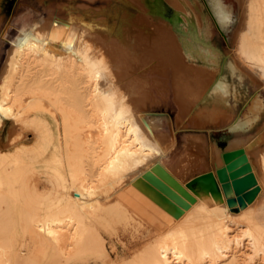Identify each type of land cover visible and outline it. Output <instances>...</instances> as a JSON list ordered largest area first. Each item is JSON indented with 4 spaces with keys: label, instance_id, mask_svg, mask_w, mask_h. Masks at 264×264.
<instances>
[{
    "label": "bare ground",
    "instance_id": "1",
    "mask_svg": "<svg viewBox=\"0 0 264 264\" xmlns=\"http://www.w3.org/2000/svg\"><path fill=\"white\" fill-rule=\"evenodd\" d=\"M96 1L77 0L73 7L63 6L68 14L62 21H57L64 24L62 26L56 25L55 21H38L23 31L11 46L1 71L0 132L8 121L15 124L21 116L36 114L45 119L54 132L51 162L66 172L71 190L69 201L59 212L47 216L27 212L16 197L17 181L26 167L3 152L0 164V264H64L80 250L104 253L105 243L95 225L101 223L105 215L119 214V210L125 208L121 202L113 206L114 210H108L110 206L104 207L98 202L92 203L90 198L102 186L95 182L103 183V186L108 183L106 185L113 192L115 185L123 182L128 185L124 195L135 192L130 196L127 194V205H134L145 213L156 207L152 199L133 186L167 153L168 142L153 133L161 131V124L154 120L144 123L140 117V93L150 96L152 89L158 88L166 97L168 92L167 81L150 77L166 79L171 72L174 99L180 103L183 95L195 104L197 100L200 116L208 115L218 123L224 119V112L230 110L224 106L232 92V86L226 81L228 77L219 81L216 70L191 63L186 49L178 41L180 37L186 39L192 54L216 62L217 57L207 42L213 36V29L201 3L117 0L134 6L142 15L136 18L124 14L118 27L117 21L113 20L118 13L114 14L108 7L93 8L91 4ZM208 1V11L216 24L228 26L233 19V7L223 0ZM156 3L158 7L153 8ZM241 6L242 17L233 41L234 61L229 68V77L247 78L264 87V0H243ZM143 15L156 18L157 31L147 33L146 29L151 32L152 28H147L149 24L142 20ZM180 20L186 29L174 28V22ZM97 23H101L102 28L96 27ZM162 28L166 33H156ZM190 77L194 79L193 87L198 88L196 95L185 92L188 86L191 87L187 85ZM208 96V101L202 105ZM258 103L262 107L259 100L250 105L236 124V131L244 130L258 120L261 110V107L257 108ZM186 112L192 116V124L202 129L201 122L190 115L188 109ZM177 117L176 125L182 127L181 119ZM188 139L190 159L195 161L190 168L194 169L202 163L205 137L199 134ZM237 144L241 147L236 148ZM262 146L264 133L256 139L251 136L246 141L233 143L225 151L215 148L213 158L224 201L217 203L212 197L205 200L196 197V202L176 219L174 224L179 222L174 228L154 239L153 243L140 249L142 252L131 262L125 263L244 264L248 259L247 251H251L262 259L263 262L258 264H264V229L256 223L251 207L264 189V149L254 152ZM254 155L258 162L252 160ZM105 186L99 191L109 193ZM235 204L242 207L239 220L232 213ZM124 212L120 214L121 220L127 222L129 212ZM232 224L246 225L244 235L249 243L243 247L246 248L244 252L241 247H236L242 242L235 235ZM23 237L30 239L31 249L24 256L17 250Z\"/></svg>",
    "mask_w": 264,
    "mask_h": 264
},
{
    "label": "rangeland",
    "instance_id": "2",
    "mask_svg": "<svg viewBox=\"0 0 264 264\" xmlns=\"http://www.w3.org/2000/svg\"><path fill=\"white\" fill-rule=\"evenodd\" d=\"M76 1L77 0H71V1L70 0H0V76H1V71L7 60L8 52L11 46L13 45V43L15 42V40L17 39V37L19 36V34L27 30L28 28L34 26L38 21L41 22L62 21L63 19H65V17L68 14V10H65L62 7L65 5L67 6L66 8L73 7L75 6ZM191 1L195 3H201L205 14L209 17L210 20L209 22L213 29V36L207 42L208 45L213 49L211 50L214 53V55L217 57L216 62L212 61L211 59L209 61V58L207 59L206 56H200L197 55L196 53L192 54L193 51L189 49V46L186 43V39L183 40V38L180 37L178 38V41L179 44L180 43L182 44V47L184 46L183 49H186L187 52L186 51L185 52L190 57L191 63H193L196 66L203 67L209 70L210 69L216 70L217 71L216 78H218L219 81L224 80L225 78L228 77L226 81L232 86V92L230 91V96L227 97L226 102L228 103L227 104L225 103L226 105H224L226 110L230 109L229 111L224 112L223 114L224 119L227 120V122L226 121L223 122L224 119L223 120L221 119L217 123V121H215L208 115H205L204 117L200 116V114L197 111V107L199 105L197 100H195L196 102L195 104L194 101H192L191 99L189 100V98H186L185 96L182 95L180 98V103L179 102L177 103V101L173 97V94L171 93L172 81H173V75L171 72H169V75L167 76L166 79L160 78L159 76H155V77L152 76L153 78L150 77L153 80L161 79L160 81H164V82L167 81L166 83L169 85V88L167 89L168 92L165 94L166 97H163L164 95L160 93L161 89L158 88H153L149 94L150 96H144L143 93L142 94L140 93L141 96L140 117L142 121L144 123H147L149 120H154L159 122V124H161V131L160 132L153 131V133H155V135L158 136L159 138L161 136L160 139L162 140L164 139L166 143L168 142L167 146L170 142L169 130L167 129L168 127L167 122L165 121L163 122L160 119L153 118V116L149 114H167L172 121L175 142L172 147L167 148V153L159 164H161L164 167V169L168 172L170 176L173 175L170 173L176 174L175 175L176 177L173 175L174 179L179 181L184 187L188 181L201 174L207 172H215L217 174L216 170L218 169L214 163V158H213L214 146H217L221 150L225 151L226 147L229 146L228 144L232 139L249 138L251 136L254 137V139H256L259 138L264 133V131H261L264 128L263 85L251 81L247 78L240 80L237 78H233L234 76L229 77L230 75L229 68L234 61V57L232 56L234 51L233 41L242 17L241 3L243 0H223L224 3L229 4L233 7L234 15L231 23H229L228 26L227 25L223 26V24H219V22H217L219 24V27L216 24V22L212 19L204 0H191ZM208 4L210 5L209 1ZM91 5L95 9L108 7L114 14L118 13V15H121L120 17L117 15V17L115 16L113 18L115 23L117 21L116 26L118 27L121 25L120 20L121 17L124 16V14H130L136 18L142 16L140 15L141 13H138L140 12V10H137L136 8H134V6L127 5L117 0H106V1L98 0ZM112 7L115 8L113 9ZM156 7H158V3L154 4L153 8ZM86 17L87 16L84 15V19ZM143 18L144 19L142 20H146L147 23L149 24L147 28L149 29L152 28L151 32H149L150 30L146 29L147 33H154L155 31H157L156 28L158 26L156 25H158V23H156L155 21L156 18L154 20V17H145L144 15ZM173 26L175 29H181V28L186 29L184 23L181 20L178 23L174 22ZM96 27L102 28V24L97 23ZM153 27L155 28V30ZM163 30L164 29L162 28L161 31L162 33L161 32L159 33V31L156 33L163 35L164 33H166L165 31L163 32ZM187 85H191V87L188 86L185 92L186 91H189L190 93L193 92V95H196L198 92V88L193 87L194 85L193 77H190V80L187 82ZM209 97L210 96H208L206 100L202 102V105L208 101ZM256 100L262 102V107L260 106V103H258L257 106V108L261 107V110L259 111L258 120L252 126L246 127L244 128V130L236 131L235 130L236 124L239 123V121L245 115L249 106L252 105ZM186 109H188L191 112L190 115L193 114L195 116L194 118L198 119L197 120L198 122H201L200 127H202V129L196 128L192 124L190 120L192 116L189 117V114H186L187 113ZM177 116H179V118L181 119L180 121L183 125L182 127L180 126L177 127L176 125V119L178 120ZM22 119L28 120V126L30 128L25 125L15 126ZM51 132L53 133V140H54V132L51 125H49L45 121V119H43L39 115L30 114L26 116H21L20 119L17 120L15 124L12 121H8L4 129L1 130L0 148L1 149L6 148L7 149L6 151H9V145L12 143V141H19V143L21 142L20 144H18V147H24V146L31 147L35 145L37 139L39 142L40 141L44 142L45 136H47L48 145L53 146V142H51L52 140ZM199 134H203L205 137V154L202 156V160H201L202 163H200L198 167L192 169L190 167H192V164H195V161L190 159V153L188 151V146H189L188 137ZM14 149H16V147L11 149L10 151H14ZM262 149H264V146L260 147L259 149H255L254 152ZM51 159H52V154L50 151L49 158L47 161L50 164L54 165L51 162ZM252 160L258 162V159L255 155L252 157ZM56 167L59 168V166ZM175 171L177 172L175 173ZM50 180H51V176L48 177L46 176L45 181H47V185L49 188L51 186V184L49 183ZM63 181L67 182V178L65 177L62 179L61 186H63ZM122 183L123 182H120L119 185L118 184L115 185V189L116 187L118 189V190L116 189L117 191L112 187L114 189V192L112 191V189L111 190L109 189L111 187H108L106 185L108 183L106 184L104 183V186L106 185L104 188L105 191L109 192L106 193L104 192V190L100 192L101 191L100 188L104 187L103 183L95 182L94 183L95 185L98 184V186L99 185L102 186L98 187L99 189L96 191V193L98 194L95 193L96 196L95 194L92 196L93 198L94 197L95 198L94 199L90 198V201H92V203L98 202L103 206L105 205L106 207L109 206L111 207V208L109 207V209L106 208L105 211L107 209L114 210L113 206H115L119 202H121L125 208V210H119V214H112L113 216L105 215V219L101 221V223H97L95 225L96 229L102 235V238L105 243L106 250L104 251V253L101 251L86 252L84 250H80L77 253L73 254L71 257H69L64 262V264H84V263L124 264L127 261L131 262L136 256H138L139 253L142 252L143 248L147 244L153 243L154 239H158L164 236L177 225L179 220L176 224H174L176 219L169 213L167 214L165 210H163L160 206L156 205V203L154 202L153 205H155L156 207L153 206L152 211L148 213L138 210L134 205L132 206L127 205V203L129 202L128 195L130 196L135 192L132 191V193L129 194L125 193L126 195L125 196L124 192L128 188V185H125L124 183L122 185ZM109 186H113V185L109 184ZM106 189H109L110 191ZM245 193L246 192H244V194ZM251 207L253 208L264 207V192L260 195L259 199ZM156 208H158V210ZM241 208L242 207L239 204H235L232 208V213L235 214L236 220L240 219L238 215L242 213ZM124 211L129 212L130 218L128 219L129 220L131 219L130 221H128V219L127 222L126 220L125 221L121 220L120 214L122 215L123 213H125ZM128 222H130L131 224H128ZM232 225L231 227H233V229L236 230L235 235L239 236V240H241L242 242L241 245L236 247L239 248L241 247L240 249L244 252L246 251V248L244 249L243 247L245 245L247 247V244L249 243L246 236L244 235L246 225L243 224L242 226L241 224L240 227L238 225H234V224ZM27 238L28 237L21 238L20 243L17 245V250L23 256L25 254H28L31 250L29 249L30 239ZM247 253L248 256L246 258L248 259H246V262H244V264H258L260 262H263L260 257L258 256L256 257L251 251L250 252L247 251ZM76 259L79 261H77Z\"/></svg>",
    "mask_w": 264,
    "mask_h": 264
},
{
    "label": "crops",
    "instance_id": "3",
    "mask_svg": "<svg viewBox=\"0 0 264 264\" xmlns=\"http://www.w3.org/2000/svg\"><path fill=\"white\" fill-rule=\"evenodd\" d=\"M19 125L29 127L28 120L22 119L15 126ZM51 136V142H53V133ZM247 139L248 138H235L227 148L231 147L233 143L243 142ZM20 143L19 141H12L9 145V151H6V148H0V164L2 162L3 152H6L11 156L14 162L20 166L26 167L22 170L16 186V197L17 200L20 201H18L19 204L24 210L36 216H47L59 212L69 201L71 186L66 172L47 161L52 147V145H48L47 136H45L44 142H39L37 139L35 145L31 147H18ZM236 146V148L241 147L240 144ZM14 147H16V149L10 151ZM215 148L219 147L214 146L213 152ZM46 176H51V180L49 181L51 184V186L49 185L50 188L47 185V181H45ZM65 177L67 178V182L63 181V186H61V181ZM263 192L264 189L258 193L253 204L259 199ZM252 214L256 223L264 229V207H252Z\"/></svg>",
    "mask_w": 264,
    "mask_h": 264
},
{
    "label": "water",
    "instance_id": "4",
    "mask_svg": "<svg viewBox=\"0 0 264 264\" xmlns=\"http://www.w3.org/2000/svg\"><path fill=\"white\" fill-rule=\"evenodd\" d=\"M204 2L210 11L206 0ZM56 25L62 26L64 24L56 22ZM149 115L167 122L170 136L167 148L172 147L175 138L170 117L167 114ZM133 186L152 199L175 219L180 218L184 211L190 207L191 203L196 202V197L202 200L212 197L217 203L224 201L223 189L215 172L201 174L188 181L184 187L179 181L170 176L161 164H156L152 171L146 172L142 179H138L133 183Z\"/></svg>",
    "mask_w": 264,
    "mask_h": 264
}]
</instances>
